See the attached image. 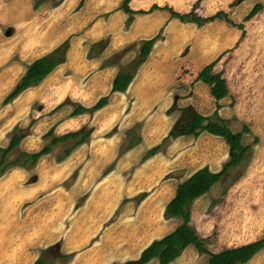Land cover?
Listing matches in <instances>:
<instances>
[{
	"label": "rangeland",
	"instance_id": "rangeland-1",
	"mask_svg": "<svg viewBox=\"0 0 264 264\" xmlns=\"http://www.w3.org/2000/svg\"><path fill=\"white\" fill-rule=\"evenodd\" d=\"M20 1L24 0H0V83L14 76L12 85L0 93V146L8 145L16 130L23 129L28 134L9 153L7 161L15 159L26 149L37 151L46 145L52 137L44 138L43 134L54 121H58L56 127L58 123H64L74 107L70 103L56 109L60 102L70 98L58 92L63 83L72 80L65 76L59 77L60 82L55 89L46 90L45 84L33 85L4 102L29 61L22 59L24 54L19 42L24 34L17 31L18 28L13 29L11 36H3L12 28L7 23L19 17L16 2ZM122 1L110 0L109 4H112L109 7L118 6ZM211 1L200 0L195 8L192 4L184 12L194 10L200 15L199 9L212 6ZM46 2L55 5L58 0ZM259 2L262 8L253 17L245 19ZM222 8L233 22L244 25V36L238 26L225 20L202 26L189 22L181 27L185 39L178 46L175 33L171 36L170 44L177 49L168 53L169 58H183L182 64L188 68L185 73L201 70L206 58H233L231 62L221 63L233 93L219 114L228 120L233 132L242 131L244 126L249 129L243 131L242 136V143L251 145L244 159L230 167L208 192L191 205L190 225L201 237H207L205 244L212 252L264 237V0H223L219 10ZM104 39L108 41V37ZM4 40L8 44H2ZM215 43L224 52L212 53V50L218 52L217 47L213 48ZM141 44V40L126 44L122 48L128 46L126 51L117 57L121 58L119 66L124 67L137 58ZM209 50L212 54L207 53ZM127 56L132 59L123 63L122 59ZM206 87L208 93L198 88L204 104V107H199V112L212 114L216 103L207 84ZM178 106L177 103L172 112L174 123L182 113ZM113 113L117 119L111 124L102 122L99 117L93 123L92 118L83 119L82 122L86 121L84 126L97 136H93V141L85 149L90 158L87 165L81 166V172L77 167L71 174L63 176L68 167L58 162L57 157L72 143L70 141L54 145L51 153L26 171H22V167L10 168L0 175V264H34L39 255L45 259V264H105L102 259L109 250L113 251L109 245L112 238L124 237L126 243L125 237L135 238L133 240L143 245L147 238L162 237L182 223L181 218H167L163 212L176 189L169 178L181 176V171L190 174L201 167L206 156L211 154H218V171L230 159L229 145L222 136L207 131L201 133L204 139L183 135L180 144L169 155L176 163L170 167L174 171L162 175L156 171L154 176L144 168L146 150L143 144L137 143L144 127L151 129L152 126L145 125L144 121L134 123L129 104ZM168 118L162 114V120ZM158 124L165 128L162 121L159 120ZM95 127L98 129H93ZM60 130L67 133L69 127L65 125ZM58 131L56 128L55 133L59 134ZM106 136L110 137L106 139ZM171 140L161 148L164 155H168L167 147L174 141ZM130 144H135V148H130ZM153 165L162 166L160 160ZM116 166L113 172L111 169ZM53 167L59 168V179L53 176L56 171L53 172ZM14 170L21 171L22 175H11ZM147 179L148 185L144 184ZM145 186L149 189L145 190ZM143 192L147 195L140 200ZM208 257L191 245L184 259L183 256L176 258L171 264H206ZM154 259L150 264H159V260ZM252 259L249 264H264V248Z\"/></svg>",
	"mask_w": 264,
	"mask_h": 264
},
{
	"label": "crops",
	"instance_id": "crops-1",
	"mask_svg": "<svg viewBox=\"0 0 264 264\" xmlns=\"http://www.w3.org/2000/svg\"><path fill=\"white\" fill-rule=\"evenodd\" d=\"M109 1L110 0H58V3L55 5H49L46 2L40 5L38 8H35L34 0H24L23 2H16L20 10L19 17L14 22L7 24L12 27L10 28L12 30V34L14 31L13 29L17 30V28V31L24 34L22 40L19 42V48H21L23 54L25 53V56L26 54L27 56L32 55V53H34L35 50L39 48H50L42 55L35 58H22L26 59L27 61L29 60L28 64L37 58L53 51L67 38L70 37L71 39L66 60L55 67V69L49 73L40 83H38L37 86L40 84H45L46 90H52L56 88L55 85L60 82L61 77L65 76L69 79L72 78V80L66 84L63 83L61 86L62 89L58 91L59 94L64 96L68 95L70 99L74 101V103H80L87 107L93 106L102 96L110 94L108 103L93 113L84 112L78 115H70L71 111L75 107L74 105L73 109L69 111L68 117L64 123L61 124L60 122L58 123V127H56L58 121L56 123L55 121L53 122L55 132L56 128L59 130V134L55 133L56 135L65 133L64 131L60 130L65 127V125L69 127L67 132L82 128L86 122L82 121L87 117H89V120L92 118L91 123L95 121L96 117H99L98 119L102 122L111 124V122L117 119V116L113 113L114 110H118V108L121 106L126 107L127 104H129L131 113L133 112V117L135 119L134 123L136 121H144L145 125L149 124L152 126L151 129H149L148 126L147 129L144 127L143 134L141 136L142 139L138 143L143 144L144 150L147 151L149 148L159 144L171 130L174 123V116H172L173 113L167 114V110L170 109V107L175 102L179 104V108L192 105L196 110L200 111V108L204 107V104L202 102L201 96L198 94V88H201L207 92V83L196 79L200 70L196 73L190 70L189 72L185 73V70L188 68L182 64L181 60L183 58H169L168 55V53L171 54L177 49L174 48V44H170V40H172L171 36L175 33L174 35L177 38L176 43L178 46L179 43L185 39V33L183 34V28L181 27L189 22H183L179 18L173 17L170 10L166 8H156L152 9L151 11L148 10H150L154 4H157L161 7H172L175 11L184 13V11L188 9L189 6L194 4L196 0H131L130 6L132 9L144 10L147 12L136 13L134 15V20L129 27H126L125 25L128 14L125 13L121 8L122 3L118 6L109 7L112 4H109ZM82 2L83 4L80 5ZM12 3L14 2H11L10 4ZM211 3L212 6L209 5V7L199 9L201 16H210L215 14L217 11H219L223 0H212ZM222 10H224V8H222ZM216 21L223 22L221 19H216L207 23H213ZM124 26L126 29H124ZM162 28H165V31L163 29L162 38L155 42L148 57L135 72V75L127 90L115 91L111 93L113 80L121 66H119V63H110L102 67L104 61L112 56L115 52L122 49L129 42L149 39L158 34ZM23 31H25V33H23ZM11 35L5 34L3 36L6 37ZM37 36L38 38L36 39L35 37ZM107 37V45L103 51L96 55L98 52H95L98 50L96 48L92 51V55L88 56L91 45ZM33 42L35 43L31 45ZM24 43L27 46L25 51H23ZM2 44H8L7 40H4ZM215 47L218 48V52L212 50V53L220 54L221 52H224L222 49L219 50V44L213 46V48ZM210 51L211 50L207 51V53L212 54ZM130 59L132 58H128L127 56L126 58L122 59V62L126 63ZM215 60H217V62L213 67V73L221 72L222 76L227 80V76H225L224 72H222L221 63L231 62L233 58H206L204 66ZM10 79L11 83L7 85V81ZM13 79L14 76H11V78L5 80V87H8L10 84L12 85ZM227 85L229 88V94L218 100V102L222 105L220 109L224 108L223 104L228 98L231 97L233 93L232 90H230L228 80ZM208 88L211 94L209 85ZM212 97L216 103V98L213 95ZM214 110L215 109H212V111ZM162 114L169 118L162 120ZM202 114L205 113L202 112ZM205 115L210 114L207 113ZM158 119L162 121V123L165 125V128L159 127ZM114 124H116V122ZM93 129L97 130L98 128L95 127ZM92 134L93 133L91 132L89 139L76 146L64 159L61 161L58 160V162H62L68 167V170L65 171L63 176L71 174V172L77 167H80L79 172H81L82 167L87 165V160L90 157L89 152H87L85 149L89 146V143L93 141V138L97 136ZM200 136L202 139H204V135L200 134L198 137L200 138ZM109 137L110 136H106V139ZM182 137L183 135H180L173 139L174 141L171 140L173 142H170L169 146L167 147L168 155H164V150L161 151L160 149L156 154L143 161L145 162L144 168L147 169L148 173L151 172L154 176H156V171H158L157 173H160L161 175L171 173L172 169H170V167H174V164L176 163L172 162L173 158L172 156L170 158L169 155L172 154L174 152L173 149H175L176 146L180 144ZM71 142L73 143V140H71ZM7 146L8 145H2L1 147ZM131 148L134 149L135 145ZM24 151L36 152L31 151L30 149H26ZM51 152L52 150L49 153ZM217 155L218 154L216 153L215 155L211 154V156H206L205 163L199 168L208 166L210 170L217 172ZM105 157L107 158L108 156L105 154ZM156 160H160V164H162L161 167H155V165H153ZM117 166L111 170L115 172ZM17 167H22V171L28 170L27 167L21 165H11L5 172H7L10 168L17 169ZM53 168V172L56 170L55 173H53V176L55 178L58 177L59 179V168ZM195 171L191 172L190 174H186L181 171V176H183V178L181 176L174 175L173 177L169 178V181L172 185L175 183L177 188L180 182L187 179ZM11 175H22V172L14 170L13 174ZM149 179H147L144 184L148 185ZM152 181L150 179V183H152ZM148 189L149 186H145V190ZM174 195L167 201V203L174 197ZM125 239L127 240V243L125 242L124 237L120 238L118 236L112 238V241L109 242V245L113 251L109 250L106 254V257L102 259L105 260V264H111L112 262H119V264H123L128 259H136L140 256L141 252L154 240L147 238L143 245H139L141 242L133 240L135 238L127 239L125 237ZM190 246L191 245H189L178 258L183 256L184 259V256ZM125 254H130L131 256L126 257ZM256 255L257 254H255V256ZM186 258H188V256ZM150 261L146 264H150ZM173 261L168 264L173 263ZM249 263L250 261L244 264Z\"/></svg>",
	"mask_w": 264,
	"mask_h": 264
},
{
	"label": "trees",
	"instance_id": "trees-1",
	"mask_svg": "<svg viewBox=\"0 0 264 264\" xmlns=\"http://www.w3.org/2000/svg\"><path fill=\"white\" fill-rule=\"evenodd\" d=\"M46 1L47 0H34V7L38 8ZM130 1L131 0H123L121 5V8L124 10V12L128 14L126 27L131 25L136 13L147 12L144 10L132 9L130 6ZM199 2L200 0H197V2L194 3V8ZM156 8H166L170 10L173 17H177L183 22H194L199 26L216 19L225 20L234 26H238L242 30V36L245 35L244 25L233 22L228 16V13L224 10H219L210 16H201L194 10L183 13L175 11L169 6L161 7L157 4H154L148 11ZM261 8L262 3H256L245 16V19L253 17ZM162 31L163 28L155 36L142 41L137 58L129 62V64L126 66L121 67L117 72L113 80L111 93L115 91L127 90L135 75V72L148 57L155 42L162 38ZM106 42V39H101L93 43L89 50L88 56H91L92 51L96 48L98 49L96 55L101 53V51H103L107 45ZM69 47L70 37L62 42L53 51L37 58L28 64L19 82L6 96L4 102L6 103L10 101L28 87L40 83L49 73L55 69V67L66 60ZM127 48L128 46L106 59L102 64V67L110 63H118L121 58L117 57L119 55L122 56ZM216 62L217 60L205 65L198 72L196 77L197 80H202L210 86L211 94L217 100L216 108L213 113L210 115L202 114L192 105L179 108L182 111L180 118L174 123L167 136H165L159 144L149 148L146 151V153L143 155V160L156 154L163 147V145L171 139H175L180 135H193L198 137L204 131L214 135L222 136L226 140L227 144L229 145L230 159L224 164L222 170L220 171L215 172L210 170L208 166H204L192 173L187 179L180 182L176 188L174 197L165 206L164 215L167 218H181L182 223L163 237L154 239L141 252L138 258L128 259L123 264H146L153 258H158L159 264H168L178 258L189 245H193L200 253L207 254L209 256L206 264H244L250 261L255 256V254L264 248L263 237L242 245L224 248L218 252H212L206 247L205 242L207 241V237H201L197 233L196 229L190 225L192 217L191 205L193 201L208 192L211 187L229 170V168L238 165L244 159L246 152L251 149L250 144L244 145L242 143L243 131L249 130L248 127L244 126L242 131L233 132L227 124L228 120L219 114V109L222 107V105L218 102V100L229 94V88L227 85V80L222 76L221 72L213 73V67L215 66ZM109 97L110 94L102 96L93 106L89 107L80 103H74L70 98H67L57 105L56 109L73 103L75 107L71 111L70 115H78L84 112H94L105 106L109 101ZM176 105L177 103L175 102L170 107V109L167 110V114H171L176 108ZM91 132L92 131L90 128H88V126H83L78 130L56 135L55 128L53 126L43 135L45 138L52 137L50 142L44 145L40 150L36 152L22 151L15 159L7 161V156L9 153L15 147H17L22 138L27 135V132H24L23 129L16 130V132L13 133L8 146H0V151L2 152L0 158V175H2L11 165H21L27 168L34 166L40 157L49 153L53 149L54 145L61 142H70L73 140V143L66 146L63 150V153L57 157V159L61 161L67 155H69L76 146L89 139ZM141 139V137L138 138L137 143H139ZM134 145L135 144H130L129 146L131 148ZM146 195L147 192L141 193L140 200H143ZM214 203L216 202L214 201ZM34 264H45V259L42 257V255H40Z\"/></svg>",
	"mask_w": 264,
	"mask_h": 264
},
{
	"label": "bare ground",
	"instance_id": "bare-ground-1",
	"mask_svg": "<svg viewBox=\"0 0 264 264\" xmlns=\"http://www.w3.org/2000/svg\"><path fill=\"white\" fill-rule=\"evenodd\" d=\"M35 32V31H34ZM36 39L38 38V36L37 37H35ZM35 42H33L31 45H33ZM26 44L24 43L23 44V51H25L26 50ZM50 48H46V47H44V48H39V49H36L35 50V52L34 53H32V55H28L27 56V54H26V56H25V53H24V58H29V57H31V56H34V57H37V56H40V55H42L45 51H47V50H49ZM28 53V52H27ZM9 83H11V79L10 80H8L7 81V85L9 84ZM5 87V82L4 83H1L0 84V93H2L3 92V88ZM32 88V87H31ZM34 88V87H33ZM33 92V91H32ZM25 93V92H24ZM36 94V93H35ZM37 96V95H36ZM58 96H60V95H58ZM23 101H24V99H23ZM26 101V100H25ZM28 101V100H27Z\"/></svg>",
	"mask_w": 264,
	"mask_h": 264
},
{
	"label": "water",
	"instance_id": "water-1",
	"mask_svg": "<svg viewBox=\"0 0 264 264\" xmlns=\"http://www.w3.org/2000/svg\"><path fill=\"white\" fill-rule=\"evenodd\" d=\"M6 34H7V35H11V34H12V30H11V29H8V30L6 31Z\"/></svg>",
	"mask_w": 264,
	"mask_h": 264
}]
</instances>
